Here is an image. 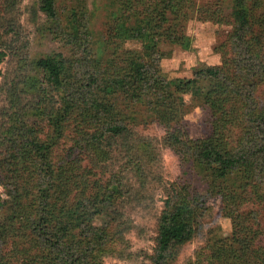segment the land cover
<instances>
[{
	"label": "rangeland",
	"instance_id": "1",
	"mask_svg": "<svg viewBox=\"0 0 264 264\" xmlns=\"http://www.w3.org/2000/svg\"><path fill=\"white\" fill-rule=\"evenodd\" d=\"M142 1L140 10L157 2L161 7L169 6L164 27L153 30L159 43L161 72H152L167 82L188 81L182 95L184 122L192 137L207 138L213 110L193 97L189 81L199 78L201 70L209 66L232 64L235 48L230 35L233 20L242 10L248 14V43L264 61V0ZM123 2L57 0V15L52 19L42 11L40 0H0V220L9 224V233L2 239L10 264L54 263L53 248L58 245L45 242L47 233L34 238L38 232L32 233L23 218L44 222L48 211L64 208L61 201H54L58 206L51 205L54 198H40L47 192L49 178L28 140L51 147L52 166L65 185L67 182L65 205L75 212L74 216L85 212L83 206L87 205L92 225L105 229L96 239L73 241L80 246L79 253L86 255L84 264H152L159 219L166 198L175 193L176 187H187L184 191H191L194 200L198 198L195 201L199 207L194 206L192 239L176 247L170 264H229L224 259L212 263L208 259L211 245L231 237L234 231L223 209L222 195L206 187L205 177L193 167L192 160L180 158L170 145L167 131L144 103L121 102L116 106L128 116L129 135L93 144L72 119L62 122V132L54 131L50 112L58 106L59 95L46 82L38 60L57 54L70 57L75 48L66 34L73 31L72 26L84 31L87 26L98 68L108 67V59L116 56V44L121 57L125 49L142 51L140 39L117 37L112 31L120 21L126 23L124 28L138 21L139 11L135 9L139 0H132L134 10L130 5L131 10L126 12L121 10ZM74 13L78 22L73 20ZM125 32L129 30L125 28ZM171 35L186 36L190 47L174 44ZM149 61L144 60L146 64ZM231 69L238 73L232 65ZM259 88L256 95L264 102V84ZM240 128L237 131H242ZM235 183L229 190L238 188ZM243 189L240 187L241 192ZM249 194L240 195L244 199L239 212L251 216L258 213L264 228V203L250 201ZM73 228L74 234L82 233L78 227ZM258 239L264 243V231Z\"/></svg>",
	"mask_w": 264,
	"mask_h": 264
},
{
	"label": "trees",
	"instance_id": "2",
	"mask_svg": "<svg viewBox=\"0 0 264 264\" xmlns=\"http://www.w3.org/2000/svg\"><path fill=\"white\" fill-rule=\"evenodd\" d=\"M56 2L40 0L42 11L52 19L57 15ZM123 3L121 10H131L132 0ZM141 3L143 1L139 0L135 9L139 11L138 21L131 27H125L129 33L125 32L126 23L122 21L115 23L116 31L112 29L120 37L140 39L142 51L139 53L125 49V56H118L119 45L116 44L113 48L116 56L108 59V67L98 68L87 26L85 31L72 26L73 31L66 36H69L75 52L66 58L57 54L38 60L46 82L59 95L58 106L50 112L54 131L62 132V122L72 119L78 130L87 135L88 141L93 144L102 143L108 137L129 135L128 116L119 112L116 106L121 102L144 103L153 119L167 131L170 145L180 158L192 160L193 167L205 177L206 187L220 193L224 199L223 209L231 218L234 231L231 237L211 245L210 263L214 259H224L229 264H264V243L258 242V235H262L264 228L258 221V213L251 216L239 212V205L244 199L240 195L244 192L250 193V201L264 203V102H260L256 95L259 85L264 84V61L248 43V14L245 10L240 11L233 20L234 30L230 35L232 48H235L231 65L234 70L237 68L238 73H233L231 65L226 63L225 66H209L201 70L199 78L189 81L193 97L213 110L211 135L194 138L184 122L186 111L182 95L188 81L178 79L167 82L152 72V69L156 73L161 72L159 43L153 30L164 27L169 6L165 4L161 7V3L157 2L140 10ZM73 20H80L76 13ZM169 39L185 49L190 47L186 36L171 35ZM146 59L150 60L147 64L144 62ZM229 66L230 69L227 68ZM88 128L92 129L91 132ZM238 128L242 131H237ZM26 143L40 159L45 168L43 173L47 172L49 178L47 192L40 198H54L51 205L58 206L54 201H61L64 208L48 211L44 222L23 218L25 225L33 230L32 233L38 232L34 238L47 233L45 242L58 245L57 249L53 248V264H84L83 256L86 255L79 253L80 246L73 241H83L86 237L96 239L98 232L102 230L103 233L105 229L92 225L87 205L83 206L85 212H76L75 216V212L65 205L69 189L67 182L65 185L52 166L51 147L48 149L45 143L38 140ZM230 182H237L238 188L229 190ZM240 187L244 188L243 192ZM186 188H174L175 193L165 200L152 264H170L176 247L192 239L195 233L194 213L197 209L194 206L199 207L195 201L198 198L194 200L191 191H184ZM226 189L230 192H224ZM73 227H78L82 233L74 234ZM8 233L9 224L0 220V264H10L3 243ZM76 245L77 249L74 248Z\"/></svg>",
	"mask_w": 264,
	"mask_h": 264
}]
</instances>
